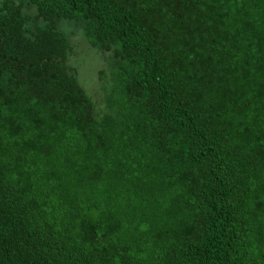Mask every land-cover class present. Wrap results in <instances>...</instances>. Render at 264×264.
<instances>
[{
    "label": "trees",
    "instance_id": "trees-1",
    "mask_svg": "<svg viewBox=\"0 0 264 264\" xmlns=\"http://www.w3.org/2000/svg\"><path fill=\"white\" fill-rule=\"evenodd\" d=\"M0 264H264V0H0Z\"/></svg>",
    "mask_w": 264,
    "mask_h": 264
},
{
    "label": "rangeland",
    "instance_id": "rangeland-1",
    "mask_svg": "<svg viewBox=\"0 0 264 264\" xmlns=\"http://www.w3.org/2000/svg\"><path fill=\"white\" fill-rule=\"evenodd\" d=\"M70 43L72 45V58L70 64L76 70V76L79 85L82 86L85 93L95 103L96 111L100 108L101 83L98 80L97 71L103 70V57L98 51L89 48L75 35H71ZM98 52V53H97Z\"/></svg>",
    "mask_w": 264,
    "mask_h": 264
}]
</instances>
